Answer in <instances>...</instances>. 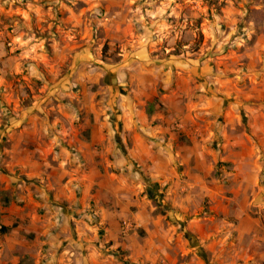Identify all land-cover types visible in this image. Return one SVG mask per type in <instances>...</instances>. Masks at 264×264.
<instances>
[{
    "label": "rangeland",
    "instance_id": "rangeland-1",
    "mask_svg": "<svg viewBox=\"0 0 264 264\" xmlns=\"http://www.w3.org/2000/svg\"><path fill=\"white\" fill-rule=\"evenodd\" d=\"M156 68L184 77L181 106L192 99L196 104L215 86L224 88V97L216 93L226 99L228 111L216 128L231 124V137L251 134L264 111V0H0V153L11 146L9 135L26 125L80 126L91 112L104 115L110 73L125 82L126 73L140 77L142 70ZM151 91L143 87L146 96ZM250 110L258 117H250ZM234 119L241 125L234 127ZM173 129L184 142L182 121ZM213 140L205 146L222 153ZM253 144L255 165L212 160L213 170L201 186L180 190L189 195L185 211L149 179L148 166L128 161L122 171L144 181L153 218L179 231L190 222L209 223V264H264V149L257 139ZM211 163H203L200 173ZM11 175L27 183L19 171ZM10 190L3 194L7 203ZM125 220L138 225L128 234L139 233V221Z\"/></svg>",
    "mask_w": 264,
    "mask_h": 264
},
{
    "label": "crops",
    "instance_id": "crops-1",
    "mask_svg": "<svg viewBox=\"0 0 264 264\" xmlns=\"http://www.w3.org/2000/svg\"><path fill=\"white\" fill-rule=\"evenodd\" d=\"M126 75L124 82L109 74V110L104 115L91 112L87 124L40 122L9 135L11 146L0 153V223L7 228L0 231V264H209L213 248L209 223L190 222L179 231V226L150 216L154 206L144 181L124 173L123 165L129 161L148 166L149 179L185 211L189 195L183 197L180 190L192 192L201 186L213 170L212 160L241 168L255 165L253 140L264 149V111L251 134L231 137V124L216 128L228 111L226 99L217 95L224 97V88L220 92L215 86L196 104L192 99L181 106L183 76L157 68L142 70L140 77ZM137 79V88L130 92ZM143 87L154 92L146 96ZM258 114L253 111L250 117ZM199 119L211 127L205 128ZM177 120L185 125L184 142L173 129ZM236 125L241 121L234 119ZM208 139L221 145L223 152L209 150ZM207 162L210 170L200 173ZM18 171L27 183L11 175ZM9 190L14 193L7 203L3 194ZM126 218L140 222L143 236L121 233L120 223ZM213 257L219 260L218 253Z\"/></svg>",
    "mask_w": 264,
    "mask_h": 264
},
{
    "label": "built area",
    "instance_id": "built-area-1",
    "mask_svg": "<svg viewBox=\"0 0 264 264\" xmlns=\"http://www.w3.org/2000/svg\"><path fill=\"white\" fill-rule=\"evenodd\" d=\"M3 225L0 223V230H2ZM138 229V225L136 223L130 221H123L121 225V233L128 234L130 231Z\"/></svg>",
    "mask_w": 264,
    "mask_h": 264
},
{
    "label": "trees",
    "instance_id": "trees-1",
    "mask_svg": "<svg viewBox=\"0 0 264 264\" xmlns=\"http://www.w3.org/2000/svg\"><path fill=\"white\" fill-rule=\"evenodd\" d=\"M154 102H155V103H159L158 100H154ZM146 182H149V180L147 179ZM155 185L158 187L157 184H155ZM6 231H7V228H2V230H1L2 233H5Z\"/></svg>",
    "mask_w": 264,
    "mask_h": 264
}]
</instances>
